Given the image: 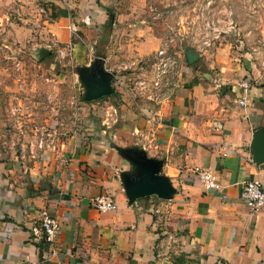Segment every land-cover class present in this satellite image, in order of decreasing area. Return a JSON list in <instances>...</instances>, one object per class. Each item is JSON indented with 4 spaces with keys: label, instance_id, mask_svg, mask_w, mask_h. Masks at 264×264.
I'll use <instances>...</instances> for the list:
<instances>
[{
    "label": "crops",
    "instance_id": "0c3cea01",
    "mask_svg": "<svg viewBox=\"0 0 264 264\" xmlns=\"http://www.w3.org/2000/svg\"><path fill=\"white\" fill-rule=\"evenodd\" d=\"M35 1L0 0V22L6 10L25 16ZM38 1L56 16L43 22L42 39L50 45L36 51L46 50L47 57L68 45L81 71L89 74L99 63L112 92L91 100L101 118L90 125L91 134L61 143L52 160L25 168L17 160L0 164V264H264V207L252 212L238 197L245 181L264 187V163L255 164L249 153L254 132L264 130V93L252 88L242 96V64L236 72L217 61L200 64L199 57L188 64V53L172 49L150 24L149 0ZM4 31L20 42L29 33L12 25ZM162 45L176 54L181 75L149 114L151 105L134 100L122 74L113 71L136 65ZM213 67L218 74L208 71ZM109 126L111 139L103 130ZM117 149L161 162L171 198L149 196L129 205L120 176L132 167ZM195 170L211 171L221 189L204 191ZM101 194L113 198L112 212L91 208ZM40 209L60 224L49 244L29 234Z\"/></svg>",
    "mask_w": 264,
    "mask_h": 264
},
{
    "label": "rangeland",
    "instance_id": "374dc122",
    "mask_svg": "<svg viewBox=\"0 0 264 264\" xmlns=\"http://www.w3.org/2000/svg\"><path fill=\"white\" fill-rule=\"evenodd\" d=\"M28 9L25 16L6 10L7 17L0 22V164L4 165L16 160L20 143L27 145L39 136L52 140L53 149L46 162L52 160L57 151L63 150L61 143L73 141L71 138L80 134L87 137L92 131L90 125L101 119L91 107L94 101L86 100L87 84L79 74L81 67L70 60V54L68 61L57 55L58 50L69 46L53 49L47 57L36 51L48 44L42 39L46 28L43 22H50L56 11L38 0L35 8ZM147 12L150 24L158 28L157 35L176 52L184 50L199 57L200 64L217 61L220 69L224 65L235 67L234 72L235 65L242 64L245 75L241 81L247 83L248 90L262 89L264 93V0H149ZM9 23L15 28L25 27L28 35L21 42L12 41L4 31L10 28ZM152 56L136 65L114 69L113 73L122 74L121 83L129 90L128 81L148 70ZM218 67L208 71L218 74ZM133 99L141 100L137 95ZM110 103L116 105L118 100L114 98ZM100 115L110 119L108 112ZM47 132L50 137L45 138ZM104 136L111 139L107 132ZM31 161L26 158L19 167L31 166Z\"/></svg>",
    "mask_w": 264,
    "mask_h": 264
},
{
    "label": "built area",
    "instance_id": "2783aa9c",
    "mask_svg": "<svg viewBox=\"0 0 264 264\" xmlns=\"http://www.w3.org/2000/svg\"><path fill=\"white\" fill-rule=\"evenodd\" d=\"M69 54L70 48L68 47H64L57 52L60 60L66 59ZM180 75L181 71L176 54L162 45L155 50L148 70L141 72L131 82L128 81L129 91L134 97L137 95L139 99L147 101L151 106L153 105V109L151 108L148 111L149 114H153L154 108L167 99L176 87ZM238 88L243 96L248 90L247 83L243 81L238 83ZM238 105H244L242 98L238 101ZM47 137H50L48 132L45 134V138ZM35 139L33 142L28 141L27 145L24 143L18 145L17 162H22L26 158L32 160L31 162H37V164L46 162L49 152L53 149L50 148L52 140L43 139L40 136ZM25 149H27L26 154L27 152L29 154L26 158ZM195 175L204 191H218L221 189L211 171L195 170ZM238 197L252 212H257L264 207V187L257 180L241 183ZM90 206L99 214L112 212L115 209L113 198L108 194L95 196L90 201ZM59 230L60 224L58 221L47 209H40L37 212V221L30 228L29 234L32 240L38 239L45 244H49L59 233Z\"/></svg>",
    "mask_w": 264,
    "mask_h": 264
},
{
    "label": "water",
    "instance_id": "95a60500",
    "mask_svg": "<svg viewBox=\"0 0 264 264\" xmlns=\"http://www.w3.org/2000/svg\"><path fill=\"white\" fill-rule=\"evenodd\" d=\"M44 57L48 52L41 49L38 52ZM196 56L187 54L188 64L196 60ZM87 84L86 100H94L100 96H105L112 92L109 86L107 75L102 71L99 63L88 74L84 70L80 73ZM117 152L131 165L129 172L121 174V183L128 204H133L136 200L154 196L158 200H169L174 193L167 178L160 175L161 162L146 157L142 152L132 149H117ZM251 160L255 164L264 163V130L254 132L249 145Z\"/></svg>",
    "mask_w": 264,
    "mask_h": 264
},
{
    "label": "trees",
    "instance_id": "16d2710c",
    "mask_svg": "<svg viewBox=\"0 0 264 264\" xmlns=\"http://www.w3.org/2000/svg\"><path fill=\"white\" fill-rule=\"evenodd\" d=\"M103 130H105V132H107L108 134H111L113 132L112 128H107V129H103Z\"/></svg>",
    "mask_w": 264,
    "mask_h": 264
}]
</instances>
